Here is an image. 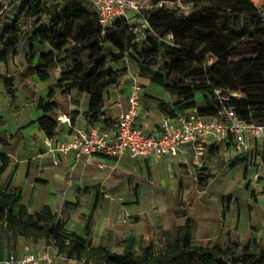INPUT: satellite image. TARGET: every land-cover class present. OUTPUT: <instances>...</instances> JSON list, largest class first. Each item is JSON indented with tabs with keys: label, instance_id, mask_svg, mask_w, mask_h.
<instances>
[{
	"label": "trees",
	"instance_id": "1",
	"mask_svg": "<svg viewBox=\"0 0 264 264\" xmlns=\"http://www.w3.org/2000/svg\"><path fill=\"white\" fill-rule=\"evenodd\" d=\"M2 1L0 63L18 56L22 48L19 81L47 82L52 71H60L47 95L36 102L41 116L30 122L48 139L57 134V111L67 112L63 101L54 98L55 91L65 102L72 93L84 95L88 99L85 120L105 127L112 122L104 115L107 94L125 84L130 73L170 95V101L142 96L162 115L175 118L196 109L202 116H212L219 107L215 91H220L230 97L228 106L242 120L264 124V2L257 8L251 0H182L191 6L187 12L153 6L143 13L150 29L145 39L136 42L133 23L117 18L103 27L86 0H9L6 8ZM0 85L15 100L17 90L10 74L0 73ZM140 87L141 92L146 90L145 84ZM196 94H203L205 102H198ZM68 115L74 124L78 112ZM21 130L0 138V143L11 142L15 149ZM0 159L1 175L9 159L5 155ZM214 179L209 168L196 172V184L203 190ZM230 200L226 196L223 202ZM178 215L183 220L163 232L160 252L147 247L141 255L115 253L104 246L90 247L66 230L63 220H57L48 207L29 213L16 189L0 192V226L6 225L14 237L41 240L45 245L52 240L57 254L66 259L98 264H264V245L217 239L195 242L186 210Z\"/></svg>",
	"mask_w": 264,
	"mask_h": 264
},
{
	"label": "crops",
	"instance_id": "2",
	"mask_svg": "<svg viewBox=\"0 0 264 264\" xmlns=\"http://www.w3.org/2000/svg\"><path fill=\"white\" fill-rule=\"evenodd\" d=\"M251 2L259 8L264 0H261L258 4ZM59 74L58 69L52 71L50 80L55 83L59 78ZM131 82L132 80L128 85H118L109 90L104 106L105 117L112 121L109 126L103 127L102 124L98 123L88 124L85 120L88 99L84 95L75 93L70 94L66 102L58 93L54 94V98L63 101V107L65 106L67 110V112L58 110L56 116L64 115L69 118V112L77 111L78 116L74 124L70 123L71 127L88 128L92 125H99L110 136H114L117 120L127 109V97ZM143 84L146 85L147 90L149 84L146 82ZM15 89L17 90V88ZM25 89L29 95L31 85L28 81L25 83ZM146 90L141 92L135 124L142 126L147 132H153L157 130L163 115L156 109L152 101L142 99ZM2 92H4L3 88L0 89V96L3 94ZM31 96L32 104L28 106L31 107L30 110L37 109L36 102L38 98L36 99L33 94ZM195 99L198 102H204L203 94H196ZM170 100L172 99L170 98ZM74 101L78 103L77 106L73 104ZM19 117V122L13 126L14 134L1 131L0 138H10L15 135L18 129L28 128L31 131L25 135V131L21 130L22 139L15 149L11 148V142L8 144L0 143V158L5 155L9 159L8 167L0 175V192L7 187L16 189L20 194V204L25 206L29 213L39 212L44 207H48L53 214L60 212L65 229L76 233L90 247L104 246L115 253H134L138 245L147 248L156 233L151 226L163 224L161 215H149L147 217L146 207L141 205V203L147 202V210H149L152 203L160 201L157 199V191L154 187L151 188L152 182H157L159 178L167 181L171 176L176 179L177 192H179V187L182 184L179 171L182 168H186L184 169L185 172L189 171L187 168H197L193 165L192 152L187 147L182 148L175 158H157L155 156L131 158L125 155L114 159L94 154L75 159L73 153H68L65 156L60 155L57 152L50 151L46 146V142L51 140L54 144L55 142L71 140L74 133L70 126L58 123L56 136L48 139L38 129L37 124H30L38 117L33 119L28 113ZM3 120L4 117L0 115V123L3 124ZM25 138H27V141L32 140V138L39 140L37 143L30 140L25 145L23 144ZM223 146L229 147L233 152L231 164L235 159L234 163L239 162L246 173L249 169L259 166L261 174H264V162H262L264 152H262L260 145L249 141L248 145L242 148L241 153H237L232 145ZM218 148L220 147L211 150L206 149L201 164L207 162ZM168 158L172 160H168ZM190 159L191 165L187 163ZM175 163L178 164V169H175ZM152 176H156L157 180H153ZM260 177L255 180L258 185L264 183V180L259 179ZM221 197L223 201L224 195ZM238 203H242L244 207L240 212L237 230L243 236L236 238L234 241L244 244L256 241L264 245V237H262L264 235V190L260 189L258 193H255V197L250 192L244 195L241 200H235L231 197L226 207ZM179 205V201H177L176 206ZM187 215L192 221L191 230L194 241L202 243L211 240V235L214 234L216 226L214 220L207 217L208 221H203L201 216H191L190 213H187ZM182 220L179 215L175 216L174 227ZM234 226V223H231L230 227H225L226 230H230L232 233H230L232 238L228 241L235 239V237L233 238ZM167 230L170 229L163 228L158 235L157 242H160L159 244L163 242V232ZM215 237H218V235ZM16 238L19 245L15 253L17 258H23L29 253L41 251L45 246V242L29 238L26 246L21 248L24 238ZM8 255L14 254L0 253V260ZM91 263L87 260L66 259L54 253L53 264ZM38 264L46 263L40 261Z\"/></svg>",
	"mask_w": 264,
	"mask_h": 264
},
{
	"label": "built area",
	"instance_id": "3",
	"mask_svg": "<svg viewBox=\"0 0 264 264\" xmlns=\"http://www.w3.org/2000/svg\"><path fill=\"white\" fill-rule=\"evenodd\" d=\"M95 9L99 23L109 27L117 18H123L135 25L136 42L145 39V31L150 29L144 17V11L156 7L177 8L189 11L191 6L182 0H86ZM9 0H3L6 8ZM171 38V36H169ZM127 64V62H126ZM131 76V86L127 97V109L117 120L114 136L103 130L99 125L88 128L71 127L70 120L64 115L56 116L60 124L71 127L74 137L71 140L55 142L47 140L46 146L50 151L67 155L73 153L75 159L82 156L100 154L118 159L128 155L131 158L155 156L157 158H175L181 149L187 147L193 155V165L200 166L206 149L211 145H232L237 153L251 141L260 145L264 152V124L248 123L242 120L235 110L228 106L230 97H224L220 91H215L219 102L217 112L212 116H202L192 109L175 118L163 115L157 130L147 132L142 126L135 124L138 116L141 87L136 74ZM238 97L237 94H232ZM57 164V163H55ZM259 168V166H256ZM254 180L258 179L255 173ZM57 220L62 221L61 213H56ZM54 242L51 240L41 251L29 253L23 258L8 255L0 260V264H38L44 261L53 264L54 253L57 254Z\"/></svg>",
	"mask_w": 264,
	"mask_h": 264
},
{
	"label": "rangeland",
	"instance_id": "4",
	"mask_svg": "<svg viewBox=\"0 0 264 264\" xmlns=\"http://www.w3.org/2000/svg\"><path fill=\"white\" fill-rule=\"evenodd\" d=\"M251 1L258 4L261 0ZM23 53L24 50L21 48L18 56L8 58L6 61L0 63V73L10 74L14 86L17 88L16 98L13 101L5 94V92H2L3 94L0 96V115L4 117V123H0V132L6 131L9 134H14L15 130L13 129V126L19 122V116L24 114L28 113L33 119L38 117L41 114L40 111L34 108L30 110L31 107L28 106L32 104L31 95L33 94L36 99L44 97L54 84L53 80L50 79L47 82H40L35 78H30L27 80L31 85L30 93L28 95L25 89V83L27 81L23 83L17 78V73L21 72L22 69ZM130 78L131 76L129 75V80L122 85H128L131 80ZM137 82L140 85L145 83L142 80H137ZM1 88H3L2 85H0V89ZM55 93L57 94L58 92L55 91ZM145 94L161 100H170L171 98L168 93L155 85H149ZM22 131H25L24 134L27 135L31 130L23 128ZM30 140L31 139L28 141ZM32 140L37 143L39 139L32 138ZM28 141L27 138H25L23 144L27 145L26 143ZM219 147L220 148L216 150L214 155L207 160V162L197 166V168H187L189 170L188 172L184 171L186 168H182L181 171H179L180 174L177 172L182 179L179 192H177L176 179H173L171 176L167 181L164 179L160 180L159 178L157 182H152L151 188L154 187L157 191V199L160 201L152 203L149 210H147V202H143L141 205L146 207L145 212L147 217H149V215H161V219H163V224H154V226H151L156 233L154 234L155 236L153 235V239L148 247L154 252H160L163 248V245L159 244L160 242H157L158 235L162 232L163 228L170 230L174 228L175 216H177L182 209H186L187 213H190L191 216H201L203 221H208L207 217L214 220L216 226L214 228V234L212 233L213 235H211V240L217 239L221 243H225L232 238V236H230L232 234L230 230H226V228L230 227L231 223H234V231L236 232L233 233V238L235 237L233 241L236 240V238L243 236L241 232H237L240 212L241 209L244 208L242 203L232 204L229 207H226L221 196H230L235 200H241L244 195L252 192L255 197V193H258L260 189L264 190V183H259L258 185L253 176L256 173L258 177L261 176L259 178L260 180H264V176H262L264 174H261L257 167L249 169L248 173H246L239 162L234 165L231 164L233 152L229 147L223 145H220ZM168 160L172 159L168 158ZM187 163L191 165V159ZM177 167L178 164L175 163V169ZM202 168H209L211 173L215 175V180L205 190L195 184L196 172ZM152 178L153 180H157L156 176H152ZM161 200H163V202H161ZM177 201H179V206H176ZM216 235H218V237H215ZM262 237H264V235H262ZM28 239L29 238L23 239L24 241L21 248L26 246ZM18 246L17 238L12 236L8 227L6 225L0 226V253L6 252V254L11 253L15 255ZM143 249H145V247H140V245H138L134 253L136 255H141ZM91 264L96 263L92 262Z\"/></svg>",
	"mask_w": 264,
	"mask_h": 264
}]
</instances>
